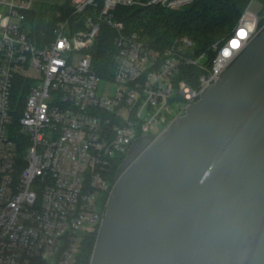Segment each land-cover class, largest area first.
I'll return each instance as SVG.
<instances>
[{
  "label": "built area",
  "instance_id": "1",
  "mask_svg": "<svg viewBox=\"0 0 264 264\" xmlns=\"http://www.w3.org/2000/svg\"><path fill=\"white\" fill-rule=\"evenodd\" d=\"M32 1L0 0V264H82L116 157L159 135L219 79L262 27L264 0L259 13L252 0L226 43L214 45L211 64L192 56L188 38L160 49L116 19L118 7L179 10L195 0H70L71 17L42 44L26 29ZM103 27L115 32L110 79L92 60ZM182 66L204 71L197 86L177 79Z\"/></svg>",
  "mask_w": 264,
  "mask_h": 264
},
{
  "label": "water",
  "instance_id": "2",
  "mask_svg": "<svg viewBox=\"0 0 264 264\" xmlns=\"http://www.w3.org/2000/svg\"><path fill=\"white\" fill-rule=\"evenodd\" d=\"M90 264H264V25L117 168Z\"/></svg>",
  "mask_w": 264,
  "mask_h": 264
},
{
  "label": "trees",
  "instance_id": "3",
  "mask_svg": "<svg viewBox=\"0 0 264 264\" xmlns=\"http://www.w3.org/2000/svg\"><path fill=\"white\" fill-rule=\"evenodd\" d=\"M251 1L195 0L191 5L179 10H168L158 6L118 7L116 19L123 23L127 31H137L141 37L160 49L171 46L178 38H188L194 42L192 56L198 58L204 54L203 62L211 64L217 55L213 49L214 45L218 44L221 47L226 43ZM50 10L58 13L51 20L47 18V10L41 13L30 11L27 14V23L30 22L31 25L29 36L37 44L51 40L58 22L72 15L70 1L63 6H52ZM260 25H264V20ZM115 54V32L111 28L103 27L92 51L94 69L102 79L113 77ZM203 73L200 66H182L177 79L197 86ZM20 98L24 97H15ZM125 157L126 153L117 156L111 165V180H114L116 170ZM96 237L97 234H94L84 241L80 255L82 264H90Z\"/></svg>",
  "mask_w": 264,
  "mask_h": 264
},
{
  "label": "rangeland",
  "instance_id": "4",
  "mask_svg": "<svg viewBox=\"0 0 264 264\" xmlns=\"http://www.w3.org/2000/svg\"><path fill=\"white\" fill-rule=\"evenodd\" d=\"M70 0H33L32 1V12L34 13H41L43 11L47 10V18L52 19L54 16L58 15V13L53 10H50V7L52 6H63L66 5ZM251 10L254 12L259 13L261 10V6L259 5V2L256 0L251 4ZM26 29L27 32L30 34L31 33V25L30 22L26 23ZM32 74L35 77H38L39 74L37 71L33 70ZM111 91H115L116 86L112 85L110 86ZM101 93V92H100Z\"/></svg>",
  "mask_w": 264,
  "mask_h": 264
}]
</instances>
